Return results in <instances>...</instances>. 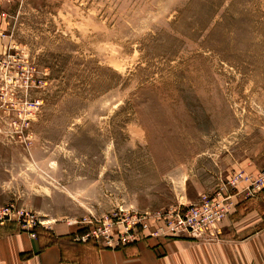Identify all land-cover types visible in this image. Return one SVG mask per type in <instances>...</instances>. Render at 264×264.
I'll return each mask as SVG.
<instances>
[{
    "label": "rangeland",
    "instance_id": "rangeland-1",
    "mask_svg": "<svg viewBox=\"0 0 264 264\" xmlns=\"http://www.w3.org/2000/svg\"><path fill=\"white\" fill-rule=\"evenodd\" d=\"M0 11V211L13 222L136 240L141 219L154 230L239 171L264 170V0Z\"/></svg>",
    "mask_w": 264,
    "mask_h": 264
},
{
    "label": "crops",
    "instance_id": "crops-1",
    "mask_svg": "<svg viewBox=\"0 0 264 264\" xmlns=\"http://www.w3.org/2000/svg\"><path fill=\"white\" fill-rule=\"evenodd\" d=\"M4 23L0 11V50L6 43ZM242 166L253 173L260 169L248 160ZM221 230L212 242L142 233L109 247L80 241L70 223L26 230L9 221L0 223V264H264V190L254 197L238 195Z\"/></svg>",
    "mask_w": 264,
    "mask_h": 264
},
{
    "label": "built area",
    "instance_id": "built-area-1",
    "mask_svg": "<svg viewBox=\"0 0 264 264\" xmlns=\"http://www.w3.org/2000/svg\"><path fill=\"white\" fill-rule=\"evenodd\" d=\"M242 184H245V187H241ZM263 190L264 170L255 175L239 171L215 193L202 196L199 202L187 209L164 216L162 223L155 227L154 230L151 229L152 227L145 218L140 220V227L143 231H149V234L155 237L172 236L190 238L201 242L216 241L222 233L221 223L235 209L237 196L243 193L248 197H254ZM13 220V215L10 213L3 214L0 211V223ZM20 224L26 230H31L38 226L31 218L23 219ZM138 232L134 230V234H138ZM81 240L87 242L89 238L83 236ZM132 241L134 239H129L128 236L116 239L110 234L104 235L103 240L100 237L97 240L99 244L109 247L127 244Z\"/></svg>",
    "mask_w": 264,
    "mask_h": 264
}]
</instances>
